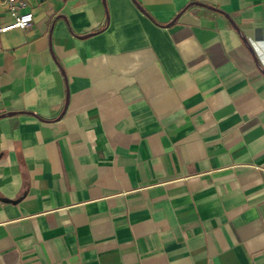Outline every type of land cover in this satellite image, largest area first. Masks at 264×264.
<instances>
[{
  "label": "crops",
  "instance_id": "1",
  "mask_svg": "<svg viewBox=\"0 0 264 264\" xmlns=\"http://www.w3.org/2000/svg\"><path fill=\"white\" fill-rule=\"evenodd\" d=\"M0 0V264H264V0Z\"/></svg>",
  "mask_w": 264,
  "mask_h": 264
},
{
  "label": "built area",
  "instance_id": "2",
  "mask_svg": "<svg viewBox=\"0 0 264 264\" xmlns=\"http://www.w3.org/2000/svg\"><path fill=\"white\" fill-rule=\"evenodd\" d=\"M7 7L10 11V14L13 16V21L2 27L1 30H9L12 28H21L25 29L28 28L33 22V14L32 12H22L19 13L18 9L25 5L23 1L20 0H5Z\"/></svg>",
  "mask_w": 264,
  "mask_h": 264
}]
</instances>
